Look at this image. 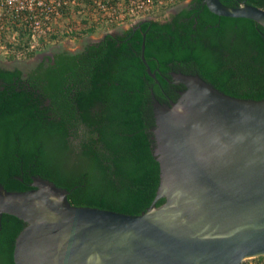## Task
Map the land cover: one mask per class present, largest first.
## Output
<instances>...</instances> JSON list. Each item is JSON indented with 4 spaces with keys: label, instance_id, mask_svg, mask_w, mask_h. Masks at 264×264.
<instances>
[{
    "label": "trees",
    "instance_id": "trees-1",
    "mask_svg": "<svg viewBox=\"0 0 264 264\" xmlns=\"http://www.w3.org/2000/svg\"><path fill=\"white\" fill-rule=\"evenodd\" d=\"M183 1L127 27H90L77 37L99 30L103 35L76 50L54 47L26 71L0 65L5 188L28 189L32 176H41L65 187L72 204L140 213L160 182L152 94L169 102L185 87L166 79L172 77L168 71L196 72L230 95L264 98V25L216 14L204 0ZM221 1L264 7V0ZM172 6L176 11L164 15ZM142 36L155 77L140 56ZM164 200L161 196L156 205ZM24 224L14 214L0 213V264H14V240ZM249 259L264 255L243 264Z\"/></svg>",
    "mask_w": 264,
    "mask_h": 264
},
{
    "label": "water",
    "instance_id": "water-1",
    "mask_svg": "<svg viewBox=\"0 0 264 264\" xmlns=\"http://www.w3.org/2000/svg\"><path fill=\"white\" fill-rule=\"evenodd\" d=\"M204 1L216 14L264 25V7ZM144 47L142 36L140 56L155 77ZM168 72L185 87L176 99L165 94L169 102L151 91L160 166L151 204L140 213L76 205L41 176L30 175L24 190L0 181V213L25 222L14 264H243L264 255V98L230 95L196 72Z\"/></svg>",
    "mask_w": 264,
    "mask_h": 264
},
{
    "label": "built area",
    "instance_id": "built-area-1",
    "mask_svg": "<svg viewBox=\"0 0 264 264\" xmlns=\"http://www.w3.org/2000/svg\"><path fill=\"white\" fill-rule=\"evenodd\" d=\"M179 1L0 0V54L25 56L90 27H127Z\"/></svg>",
    "mask_w": 264,
    "mask_h": 264
},
{
    "label": "rangeland",
    "instance_id": "rangeland-1",
    "mask_svg": "<svg viewBox=\"0 0 264 264\" xmlns=\"http://www.w3.org/2000/svg\"><path fill=\"white\" fill-rule=\"evenodd\" d=\"M184 1H187V0H184ZM173 7L174 6L166 9L164 12V15H168L170 13V10L172 11ZM122 27H125V26H116L112 29L122 28ZM102 34H103V31L99 30V31H95L89 34H84V35L75 37L74 39H68V40L62 39L58 43L49 45L44 49L37 50L31 57H22V56L16 57L15 56L12 58H8L0 54V65L6 66V67L18 66L23 71H26L34 65V63L38 59V55L43 56L46 52H48L50 49H53L54 47H63L68 50H76L80 48L84 42L98 39ZM248 258H252V257H248ZM249 264H264V259L262 260L249 259Z\"/></svg>",
    "mask_w": 264,
    "mask_h": 264
},
{
    "label": "flooded vegetation",
    "instance_id": "flooded-vegetation-1",
    "mask_svg": "<svg viewBox=\"0 0 264 264\" xmlns=\"http://www.w3.org/2000/svg\"><path fill=\"white\" fill-rule=\"evenodd\" d=\"M185 2H187V1H184L183 3H185ZM175 11H176V7H174L172 11L170 10V13H169L168 15H170L171 12H175ZM168 15H167V16H168ZM102 35H103V34H102ZM102 35H101V36H102ZM101 36H100V37H101ZM100 37H99V38H100ZM82 45H83V44H82ZM52 52H53V50L50 49V50H49L48 52H46L43 56H42V55H38V59H37L36 61L40 60V59L43 58L45 55H50V54H52Z\"/></svg>",
    "mask_w": 264,
    "mask_h": 264
}]
</instances>
